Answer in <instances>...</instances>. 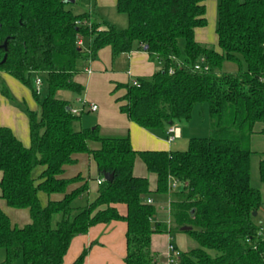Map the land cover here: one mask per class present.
I'll return each mask as SVG.
<instances>
[{"label": "trees", "instance_id": "1", "mask_svg": "<svg viewBox=\"0 0 264 264\" xmlns=\"http://www.w3.org/2000/svg\"><path fill=\"white\" fill-rule=\"evenodd\" d=\"M204 1L116 0L128 20L119 28L91 11H76L77 0H0V71L30 88L38 105L27 108L28 146L0 126L1 198L30 216L29 223L13 225L0 208V264L19 257L24 264H63L75 235L114 220L127 226L125 264H156L152 236L186 226L191 228L183 232L196 245L179 252L177 264H264V229L256 220L264 202L250 183L256 123L264 134V0L218 1L217 48L195 39V29L207 24ZM78 36L90 41L87 49L77 44ZM105 46L113 58L145 50L161 60L138 85H116L125 89L119 109L132 122L166 136L169 126L190 119L195 105L207 103L210 135L191 137L185 150H135L128 135L104 137L97 125L76 128L81 115L56 93L81 94L84 87L73 79L77 62ZM226 62L236 69L224 70ZM34 75H43V99L32 86ZM0 92L12 100L4 85ZM79 153L93 157L100 177L96 198L83 205L75 202L87 193L88 179L61 176ZM262 153L258 175L264 184ZM137 155L156 174V193L168 192L170 179L180 184L170 192L169 228L152 222L148 178L133 174ZM104 173L112 179L104 180ZM74 183L80 184L68 191ZM56 193L63 197L51 199ZM117 203L126 205L125 215ZM87 252L72 264H83Z\"/></svg>", "mask_w": 264, "mask_h": 264}, {"label": "crops", "instance_id": "2", "mask_svg": "<svg viewBox=\"0 0 264 264\" xmlns=\"http://www.w3.org/2000/svg\"><path fill=\"white\" fill-rule=\"evenodd\" d=\"M85 10L106 19L119 28H125L128 20L125 14L116 9V0H78ZM219 0H205V17L207 24L204 27L195 29V39L204 44L213 40L217 44L216 26H217V5ZM122 15H125L123 17ZM119 22V23H117ZM89 40L82 39V46L88 48ZM160 66L157 59H153L145 50H132L127 53H121L115 58L112 57L110 46L99 49L93 58L80 59L77 62L78 71L73 76L74 81L81 84L84 90L81 94L73 93L70 98L65 100H74L78 107L84 106L86 109L81 114L91 113V118L83 124L81 116L78 122L79 128H89L97 125L99 134L104 137H124L129 136L130 143L135 150H180L177 144L183 139L184 129L179 123V136L172 142H168L163 131L160 129L147 130L132 122L125 113L119 109L118 101L125 94L124 88H116V85L131 83L133 80L149 78ZM0 76L6 78L8 84L14 85L13 78L8 73L0 71ZM18 81V80H17ZM118 90L117 93L112 92ZM84 102L85 104H83ZM89 104H96L97 110L89 111ZM25 108H18L13 104V99L3 97L0 94V126L11 128L14 135L25 145L30 144L29 125L27 108L37 110L38 106L32 108L31 105H25ZM72 106V103H71ZM91 148H98L99 143L90 142ZM76 163L65 165L63 174L64 178H70L81 174L88 179V191L85 195L76 200V205H83L93 201L97 196L100 177L98 176L97 164L93 157L88 153H79L76 155ZM133 174L139 177H147L150 198L155 206V215L153 223H161L169 228L170 226V201L171 190L166 193H156L157 176L149 172L140 156H136L133 165ZM1 178V172H0ZM80 183L71 184L68 191L79 186ZM179 187L178 189H180ZM177 189V190H178ZM63 197L62 194H52L53 200ZM43 204L47 201V196L40 194ZM115 207L120 215H125L127 207L124 203H117ZM0 208L8 215L13 225L23 226L30 222L29 211L27 209H16L6 204L1 198ZM263 211V208L261 209ZM163 212L168 216L166 223L158 218V214ZM260 212L258 213L259 216ZM257 216V218H259ZM264 229V219L258 221ZM126 223L122 220H114L109 223H98L88 228L85 233L75 235L63 257V264H72L84 248L88 252L84 258L83 264H125L124 257L126 254ZM182 231V230H181ZM180 232V231H179ZM183 232V231H182ZM172 233H156L152 236L151 249L156 254V264H168L165 259V251L168 242L173 243ZM177 242L174 244L179 252L187 250V246L179 247V234L176 232ZM157 236H162L163 243L157 240Z\"/></svg>", "mask_w": 264, "mask_h": 264}, {"label": "rangeland", "instance_id": "3", "mask_svg": "<svg viewBox=\"0 0 264 264\" xmlns=\"http://www.w3.org/2000/svg\"><path fill=\"white\" fill-rule=\"evenodd\" d=\"M78 3H76L73 8L76 11H82L85 10L86 7H84L78 0ZM123 17H125V15H122ZM119 23V22H117ZM179 46L182 49L184 46V40L180 39L179 40ZM209 46H214L217 48V44L216 42H213V40H209L208 44ZM224 70H235L236 69V65L230 62H226L223 66ZM39 77L42 79L43 75H39ZM33 78L32 77V86H33ZM11 80H13L14 85L12 84H8V82L6 81V78H3L0 76V90L2 88V86L4 85L12 99H13V104L18 107V108H25V105H31L32 108H34L35 106H38L33 95L32 92L30 90V88H28L27 86L23 85L22 83H20L19 81H17L15 78H11ZM34 88V87H33ZM46 84L44 82H42L41 84V88H40V95L39 98L43 99L46 96ZM118 90L112 92V94L117 93ZM0 94L5 97L1 92ZM71 96H73V93L70 91H58L56 93V97L61 98V99H65V98H70ZM7 98V97H5ZM72 106L74 107H78V104L74 101L71 100ZM92 114L90 113H84L83 115H81V120H83V124L86 123L90 118H91ZM208 105L207 103H201V104H197L194 106L193 110H192V114L189 120H183L181 122H179L180 127H182L184 129L183 132V139L180 140L179 142L173 143L172 145H176L177 143V149L180 150H185L188 146V141L191 137H206L209 136L211 133V129L209 126V118H208ZM86 121V122H85ZM78 121H76L75 126L76 128L78 127ZM92 127V126H90ZM263 127L262 123H256L255 128H254V133L251 136V141H250V148L252 150V154L250 156V183L253 187L258 188L261 191L262 194V200L264 202V184H262L260 182L259 179V175H258V162L259 160L263 157V151H264V134L260 133L259 130L260 128ZM264 210V206L262 207ZM261 208V209H262ZM260 209V214H259V218H257V221H260L261 219H264V215H263V211H261ZM57 218L59 216H56ZM56 218V219H57ZM158 218L161 219V221H164L166 223L168 216L166 214H164L163 212H161L160 214H158ZM179 234V239L178 241H180L178 243L179 247H182V245L185 247L187 246V249L193 247L196 245V243L190 238V236L182 231H177ZM176 232L172 233V237H173V243L175 244L177 242V236H176ZM157 240L158 241H162L160 242L161 244L163 243V238L162 236H157ZM4 258V251L3 249H0V262H2ZM176 262V260H175ZM174 262V263H175ZM12 264H24L22 257H19L18 259H16Z\"/></svg>", "mask_w": 264, "mask_h": 264}, {"label": "built area", "instance_id": "4", "mask_svg": "<svg viewBox=\"0 0 264 264\" xmlns=\"http://www.w3.org/2000/svg\"><path fill=\"white\" fill-rule=\"evenodd\" d=\"M77 44L82 46V37L81 36H78ZM158 62L161 64L160 59H158ZM196 68H199V65ZM170 72H172V70H170ZM131 83L133 85H138L137 80H133ZM41 84H42V79L39 77V75H34L33 87H34L36 93L40 92ZM82 103L85 104L84 102H82ZM87 108L89 109V111H95V110H97V105L96 104H89V106ZM85 109L86 108L84 106H80V107L71 106V112L73 114H76V115H81L85 111ZM178 136H179V126H177L176 124H173L167 128L166 139L168 142H172ZM179 187H180V184L176 180H174V179L169 180V189L170 190L174 191V190H177ZM146 202L151 204L152 199L147 198ZM178 257H179V251L177 250V248L175 247V245L171 241L168 242L167 247H166V251H165L166 262L168 264H177ZM175 260H176V262H175Z\"/></svg>", "mask_w": 264, "mask_h": 264}, {"label": "water", "instance_id": "5", "mask_svg": "<svg viewBox=\"0 0 264 264\" xmlns=\"http://www.w3.org/2000/svg\"><path fill=\"white\" fill-rule=\"evenodd\" d=\"M74 1V0H72ZM104 180H111L112 179V174H108V173H104V176H103ZM253 215L255 216L256 215V212L253 213ZM191 227H182L181 230L182 231H186L188 229H190Z\"/></svg>", "mask_w": 264, "mask_h": 264}]
</instances>
